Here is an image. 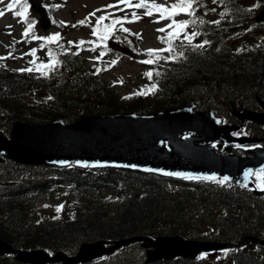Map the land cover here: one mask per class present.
Masks as SVG:
<instances>
[{
    "label": "trees",
    "instance_id": "trees-1",
    "mask_svg": "<svg viewBox=\"0 0 264 264\" xmlns=\"http://www.w3.org/2000/svg\"><path fill=\"white\" fill-rule=\"evenodd\" d=\"M259 0H213L222 8L221 15L196 23L193 31L208 44L204 47L185 37L176 39L172 48H179V56L163 61L160 66L159 84L147 93V88L120 97L117 91L98 76L85 71L77 55L63 46L58 56L60 65L43 78L36 80L28 74L10 72L0 66V127L5 120L48 123L57 119L73 122L88 114H148L158 110L177 108L198 93L214 100L223 99V92L232 89L241 96L243 87L248 91L264 85V53L243 52L235 54L225 42L228 30L245 25L248 7ZM195 6L205 8L207 0H194ZM215 16V15H214ZM213 21V22H212ZM217 21H219L217 23ZM253 22V19H251ZM248 21V24H251ZM240 28V27H238ZM191 32L189 33V35ZM184 41V42H183ZM201 43L203 41H200ZM176 47H175V46ZM43 85L45 95L38 104H21L24 101L12 93L18 87ZM41 88V90L43 89ZM13 91V92H12ZM143 93V94H141ZM5 98V99H4ZM39 173H50L59 183H68L67 193L75 198V208L61 220L29 219L23 184L13 185L0 200V238L20 243L24 248H43L51 251L66 249V236L76 235L85 240H115L134 235L183 233L180 214L169 222L160 206L164 193L162 184L149 174L132 171L77 168H40ZM37 173V170H33ZM201 184V183H200ZM193 183L196 190L202 189ZM32 191L47 190V181L27 185ZM116 191L124 199L111 204L102 195ZM111 205L115 210L111 212ZM264 255V252L261 254ZM236 264H264V257L251 252H240ZM145 264H227L213 260L193 261L184 258L158 260Z\"/></svg>",
    "mask_w": 264,
    "mask_h": 264
},
{
    "label": "rangeland",
    "instance_id": "rangeland-1",
    "mask_svg": "<svg viewBox=\"0 0 264 264\" xmlns=\"http://www.w3.org/2000/svg\"><path fill=\"white\" fill-rule=\"evenodd\" d=\"M41 2L46 5L53 25L48 31H42L37 24V15L27 8L25 15L29 21L33 22V27L29 36L25 37L23 33L27 28V23L24 18L17 17L13 14V11L7 10L6 7L11 3V0H0V10L5 12L3 16H0V61L6 64L8 69L17 71L18 68H22L26 71L25 68L27 67H35L45 62L50 56L49 52L55 53V48L66 44L67 46H71L72 52L77 54L78 59L83 62L89 71L91 70L94 74L100 75L119 94L144 88L149 83L150 78L146 75L149 67L145 63H142V61L155 58L156 55L152 57L148 56V50H156L162 46L163 34H159L158 29L164 28L163 25L167 24V21L160 19L159 13L154 12L153 15L148 16L145 14L144 9H135L134 7H127L125 5L118 7L116 5L117 0H41ZM110 2L111 4H109ZM147 2L170 6L176 0H147ZM207 2L208 4L205 6V9L199 13L202 15L213 13L215 16L221 15L222 8L219 4H215L213 0H207ZM102 7H109V11L113 12L107 16L108 19L105 20L104 24H111L113 19L126 17L122 26L127 28L128 32L121 31V25L118 24L107 40L101 42L98 36H94L93 29L97 27V24H94L95 18L108 11H99ZM263 7V1L252 3L248 7L249 16L245 17V25L227 31L226 36L229 42H239L244 45L245 39L250 38L249 40H251L254 46H264V21L259 25L251 21ZM19 8L20 5H17L16 10ZM133 11L139 17L134 21L132 19ZM93 13L95 15H92ZM79 21H85V23L80 24ZM248 21H251L250 26ZM247 26H249V30ZM100 27L102 29L103 25L101 24ZM55 34H59L60 39L53 43H48L44 39H33V36L44 38ZM81 41L85 43L81 44ZM112 41L125 46L131 53L123 55L113 51L109 45ZM33 49L36 50L35 56L31 55ZM159 55L160 57L163 56V54ZM112 61H116V63L113 64ZM31 76L34 75L31 74ZM37 84L18 87L14 92L12 91V94L24 101L21 104H30L32 100L38 103L45 95L43 94V85ZM41 88L43 89L41 90ZM223 93L225 98L233 97L236 99L232 106L222 104V102L218 104L209 96L200 94L196 97V101L198 102L197 109L207 111L216 108L219 115L226 117L231 124H236L234 123L235 120L242 121L240 114L243 111L246 109L259 111L258 107L253 106L257 105L256 101L264 102V94L256 98L248 93H242L244 96L237 98L231 95V89L229 88ZM4 117L5 115H2L0 121H3ZM5 127L7 129L10 127L8 120H5ZM254 132L263 134L262 131L259 132L258 130H254ZM20 170L18 166H14L10 162H0V185L3 184L5 186L13 181L22 180L30 182L29 178L27 179L26 175L23 176ZM33 179L38 180V177L34 176ZM165 188L166 191H164L162 196H159L161 198L159 202L160 206L165 209L163 213L167 221L172 222L175 216L174 213L177 212L179 214L181 212L180 216L185 218V220L181 218L182 225L180 228H182L183 232H192L193 236L201 237L200 235H205L204 233H211L213 229L214 231L216 230L211 225V219L223 215V209L218 206L219 204L214 205V202L213 206L205 208L203 207L204 199L191 197L188 192H184L178 186H172L167 182L165 183ZM2 189L0 188V191ZM218 189L228 190L225 187H219L216 190ZM198 193L196 192L195 196H198ZM107 194H109V191L106 192ZM217 195L219 194L217 193ZM122 196L119 193L111 194V200L122 199ZM204 198H207V196ZM217 198L218 196H216ZM71 200L72 197L65 195V193L59 190H53L51 193L45 195L32 196L33 204L30 205L32 207V220H37L41 217L57 216L64 213V211L66 212L71 207L69 206ZM253 201L255 203L262 202L260 200L257 201L255 198H253ZM260 207L263 208L260 213L247 209H235L233 212L227 208V214L230 219L237 221L236 226L232 229V234H237L242 229L245 230L244 234L252 235L257 230L262 231L264 229V205L261 204ZM114 210L115 205H111V212L113 213ZM251 218L255 220H250ZM241 223L243 224L241 225ZM218 224L226 225L225 222H217ZM225 228L226 226L223 227V229ZM163 236L168 235L163 234ZM63 240L67 244L64 252L69 254H75L82 243L91 242L83 238L80 239L76 235L66 236ZM144 257V250L140 244L134 243L120 248L114 254L91 264H142Z\"/></svg>",
    "mask_w": 264,
    "mask_h": 264
},
{
    "label": "water",
    "instance_id": "water-1",
    "mask_svg": "<svg viewBox=\"0 0 264 264\" xmlns=\"http://www.w3.org/2000/svg\"><path fill=\"white\" fill-rule=\"evenodd\" d=\"M39 15V25L49 27V20L37 0H30ZM264 19V10L257 17ZM190 102L183 107L161 110L149 115L84 116L78 122L66 124L61 120L47 125L16 122L11 138L0 132V153L15 163L54 166L114 167L132 171L182 177H216L225 175L234 182L246 185V173L259 168L264 156L255 152L250 157L216 153L209 143L232 141L229 133L234 127L220 124L213 112L194 111ZM246 119L263 122L264 113L246 111ZM190 134V135H188ZM248 185V184H247ZM144 241L147 261L172 259L177 256L195 259L199 252L217 249L220 244L186 241L180 237H133L115 241L105 248L104 242L84 243L76 256L59 252L47 258L42 251L14 250L0 240V255L16 254L17 259L33 264L63 261L65 264L85 263L98 259L114 249L132 242Z\"/></svg>",
    "mask_w": 264,
    "mask_h": 264
},
{
    "label": "snow or ice",
    "instance_id": "snow-or-ice-1",
    "mask_svg": "<svg viewBox=\"0 0 264 264\" xmlns=\"http://www.w3.org/2000/svg\"><path fill=\"white\" fill-rule=\"evenodd\" d=\"M121 3L125 4V6L127 7H134L135 9H144L145 10V14L148 16L153 15V13H159L160 15V19H171L172 17L178 15L181 12L187 13L188 15H193L194 14V9H193V3L194 0H176L175 3L171 4L170 6H164V5H160L157 3H149L147 2V0H120ZM17 5H20V8L18 10L17 9ZM28 5H27V0H11V3H9L7 5V10L9 11H13V14L17 17H21L24 18L25 22L27 23V28L25 29L23 35L25 37H28L31 29L33 27V22L29 21L25 15L26 11H27ZM5 14V12L3 10H0V16H3ZM92 15H95L94 13ZM139 17L137 16V13L135 11L132 12V19L133 21L138 19ZM106 19H108L107 16L101 15L100 17H98L97 19V27L93 29V35L94 36H98V39L103 42L105 40H107L113 29L115 28L116 25H121V31L123 32H128L127 28H124L122 25L124 23L125 18H120V19H113L111 24H105L103 25V28L101 29V24L103 21H105ZM219 21H217L218 23ZM80 24H84L85 21H79ZM201 23H203V21H201ZM189 21H176L175 19L171 20V23L167 25L168 29H173L172 31L168 32V39H167V43L169 44V48L167 49V51H171V44L172 41L174 39H178L181 33L185 34V39H187L188 43L190 44L192 41V38L196 35V33H192L191 35H188L185 32V29L188 27ZM158 31L160 32H165L166 28H160L158 29ZM33 39H44L46 40L48 43H53L56 42L60 39L59 34H55L52 36H48V37H44V38H39V37H35L33 36ZM81 44L85 43L84 41L80 42ZM199 47H203V45H199ZM158 51H162V50H148V56L152 57L153 55H155ZM35 52L36 50L33 49L31 52V55L35 56ZM49 55L51 56L52 53L49 52ZM159 57H157L158 59ZM112 63H116V61H112ZM142 63H146V64H151L153 63L152 59H147L142 61ZM43 67V65H41ZM53 64H49L48 67H52ZM27 71H31L32 69H26ZM146 75H148L149 77L152 76V73H146ZM155 87V86H153ZM143 94V93H141ZM250 173H246V177L249 175ZM256 175L258 177L261 178V184L258 185V187H261L262 190H264V170H261V172L256 173ZM191 178V177H189ZM202 179H215L214 177H203ZM228 180V177H224L223 180L219 181V183H224ZM59 211V209H58Z\"/></svg>",
    "mask_w": 264,
    "mask_h": 264
}]
</instances>
